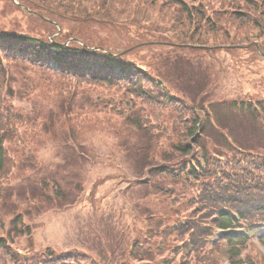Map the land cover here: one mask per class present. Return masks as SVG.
<instances>
[{
  "label": "trees",
  "instance_id": "1",
  "mask_svg": "<svg viewBox=\"0 0 264 264\" xmlns=\"http://www.w3.org/2000/svg\"><path fill=\"white\" fill-rule=\"evenodd\" d=\"M19 1L20 4H16L14 0H6L3 10L22 12L28 18L27 27L22 29L14 25H0V209L9 208L7 214H16L15 223L21 219L19 201H22L21 197L28 198V194L23 191L15 193V189L10 188L9 184L29 178V199L30 196L33 199H51L49 182L38 176L47 172V165L39 156L43 146L56 143L57 147L65 148L60 157H65L64 163L67 165L76 156L84 158L77 153V147L83 151L94 146L91 140H82L80 136L86 127L97 126L101 132L111 134L115 146L126 154L127 161L136 166L141 174V179L137 182L144 184L146 167H151L154 174L163 173L160 156L166 161L174 160L179 157L177 150L191 153L198 141L197 132L203 125L200 124L201 115L196 114L197 106L203 105L211 96L213 66L208 54L199 55L196 52L211 54L225 50L235 56L237 52L233 51L240 49L239 45H246L244 47L254 49V52L259 47L264 51V0ZM58 24L62 31L52 38L58 30ZM179 25L187 30L185 36H191L190 42L198 45V48L190 49L191 53L185 48L179 49L180 46L175 44L176 38L174 40L172 34L161 30L165 28L171 32L174 31L172 28H179ZM116 30L133 33L139 39L148 33L152 36L157 33L155 39L168 42L166 44L177 50L168 51L164 59L161 62L155 60V64L145 61L149 60L147 52H141L143 54L138 56L135 54L134 59L129 55L118 57L112 53L115 50L110 46L115 43L113 39H116ZM242 30L243 35L240 33ZM252 31L258 33L249 36L248 33ZM211 35L213 38L209 39ZM70 37H76L86 45L75 41L70 47L66 46ZM97 42L110 52L88 49L87 46H93ZM75 45L86 52L82 61L77 55L62 53L64 49H71ZM52 57H57L74 70H80L81 76L87 77V80L76 82L77 92L73 98V91H65L57 86L50 89L47 86L46 90L54 93L52 99L50 93L46 97L48 100L40 99L41 103L30 111L12 110V102L20 96L16 93L15 82H9L10 79L16 80L23 75L31 76L34 80L41 79L36 66L46 64ZM191 59L198 62L194 63ZM202 61L208 62L210 67L198 77L196 66L202 65L199 63ZM146 66L151 70L152 76L147 72ZM162 66L180 73H174L170 77L174 83L170 88L167 87V91H156V94L153 92L155 79L159 77L163 85L168 86V77L155 73L157 70L164 75ZM116 68L123 73L122 77H119ZM89 84L91 85L85 89ZM173 92L184 95L192 103ZM124 96L142 104L141 107L135 109L139 106L136 104L134 109H127L123 103ZM258 102L264 108V100L259 99ZM184 108L196 115L194 120H186L181 127L185 121L182 113ZM169 110L173 111L175 120L168 126L165 113L168 114ZM248 110L253 125L264 127L261 113L253 102H250ZM174 128L177 135L182 134L179 137L180 144L170 142V148L166 149L167 140H164L171 136ZM191 141L193 144H190ZM257 158V155L251 158V162L255 163V173L233 168L216 176L201 177L198 171L204 166L192 168L183 165L182 174L191 179L178 192L173 190L175 199L163 201L154 208L148 202L146 205L140 204L139 215L131 216L133 224L142 227L140 233L143 238H135L129 243L120 237V228L112 225V230L103 233L100 253L114 259L126 256L128 264H140L142 261L159 263L161 260L154 257L156 252L148 250L149 245L143 243L149 238L146 234L151 239L159 237L162 240L164 237L166 240H173L179 236L173 226L177 221L186 219L198 222L207 218L214 207L222 208L231 215L233 210H238L246 222L264 220V163H259ZM58 174L57 172L54 176ZM123 177L126 178L125 174ZM10 178L12 180L9 182ZM56 185L60 196L70 195L60 182L56 181ZM148 190L144 192L148 193ZM156 191L157 188L154 192ZM89 201L93 204L92 208L104 206L100 198L99 204L96 199ZM111 208L114 209L108 205L107 210ZM118 210L121 209L118 207L117 213ZM2 220L3 216L0 214V222ZM110 221H114L112 217ZM116 222H123L122 229L128 225L121 215ZM214 222L218 224L216 219ZM150 225L153 228L151 230L147 229ZM25 227L31 234L30 226ZM195 228V224L185 226V230ZM131 232L130 226L123 230L124 234L130 236ZM165 245V252L170 251L172 245ZM238 250L231 251L233 258L239 255ZM212 255L213 253L206 254L201 262L207 264L213 260Z\"/></svg>",
  "mask_w": 264,
  "mask_h": 264
},
{
  "label": "rangeland",
  "instance_id": "2",
  "mask_svg": "<svg viewBox=\"0 0 264 264\" xmlns=\"http://www.w3.org/2000/svg\"><path fill=\"white\" fill-rule=\"evenodd\" d=\"M5 2L6 0H0V25H2L3 27L14 25L22 29H25L28 24V18L20 11L3 10V5L5 4ZM177 27L178 26L172 28L174 29V31L171 30V32L167 31L165 28H161V30L163 29L162 31H165L166 34H170V35L172 34L174 40L176 38L177 43L175 44L177 46H180L179 49L185 48L187 49V52L191 53L192 51L190 49L198 48L197 47L198 45H195L190 42L191 36L188 35L185 36L187 34V30H184L183 27L180 25L179 28ZM243 32L244 30L240 32L241 35L244 34ZM257 33L258 31H252L248 34L249 36H252V34L256 35ZM155 34L158 35L157 33ZM132 37H135L133 33H124V35H120L119 33L117 41H120L122 39V46L124 47ZM208 38L212 39L213 36L211 35ZM196 40H198V38ZM150 44L148 45L152 49L153 53L155 50L156 56H160L168 50L167 46H162L161 44H160L161 46L155 45L159 43L153 42ZM212 46H216V45H212ZM196 53L201 55L205 52L198 51ZM240 53L245 54L242 56L243 58L244 57L249 58V61L245 62L240 68L233 67V59L229 55L225 53H222L220 55V61L223 63L222 65L223 68L222 66L217 67L222 69V74L219 77V81H218V86L220 88L218 92L220 94H226L229 93L231 90L234 91L236 89H239L243 93H246L250 89H254V88L258 90H262L264 92V56H257V57L252 56V52L249 51H241ZM193 62L197 63L198 61L194 59ZM209 62L212 65L214 64L213 61H209ZM199 63H201L202 65L196 66V70L198 71L197 72L198 77L210 67V64L206 61H202ZM161 68L165 70L162 72H164L166 76H171L175 73L174 72L175 69L171 70L169 67H165V66H162ZM179 73L180 71H177L175 74H179ZM16 81L21 82L19 78H17ZM18 86H21V84H18ZM116 129L118 130V128ZM80 138L82 140H86V138L88 140H91L94 145L98 146L97 148L99 149L97 150V152H102V153L106 151V147L104 143H109L112 140L110 133L101 132V129H98L97 126L91 128L86 127L84 130H82V135L80 136ZM81 144L84 146V143ZM102 153L97 154V156L100 157ZM111 156H112L111 154H104V159L109 160L105 164H101V165L96 164L97 166L96 165L91 166L90 164L88 165L89 168L88 174H90V177L92 178L94 177L101 179L100 182L98 183V187L99 189H102L103 186V191H105L110 184L115 182L111 178L110 174H113L117 170V168L116 167L114 168L113 165L111 167L110 165L112 163L110 162ZM128 164L132 165L130 162ZM123 185L124 184H122L120 190L123 189ZM117 192L118 190L115 189L113 194L111 195L110 199H113L112 196L115 199V200L113 199V201L111 202L112 205L115 204L117 201L119 202L120 200L119 196L122 197L120 195L121 193L118 194ZM115 195L118 196L115 197ZM144 197L145 196H140L141 202L148 201V198L146 200H143ZM38 205L40 209H42V206H44L43 210H41V217H39V220L42 219L49 222L47 224V227L41 230L40 232H38L37 234L38 242H40L42 245L58 244L64 247H68V246L89 247L90 245H92L90 243V239L92 238V236H94V233H92V229L95 227V225L92 221H90V219H94L93 215H90L88 213L84 214L83 212H79V211H72V210L66 211L65 209H61L57 211L55 207L58 205H56L55 203L46 205L45 201L43 202L40 201ZM2 233L3 230H0V234ZM0 255H2L1 252Z\"/></svg>",
  "mask_w": 264,
  "mask_h": 264
}]
</instances>
